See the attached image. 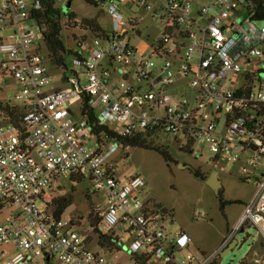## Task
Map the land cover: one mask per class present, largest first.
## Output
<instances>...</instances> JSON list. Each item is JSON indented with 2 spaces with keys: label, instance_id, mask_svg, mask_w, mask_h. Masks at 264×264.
<instances>
[{
  "label": "built area",
  "instance_id": "1",
  "mask_svg": "<svg viewBox=\"0 0 264 264\" xmlns=\"http://www.w3.org/2000/svg\"><path fill=\"white\" fill-rule=\"evenodd\" d=\"M100 4L113 29L76 47L72 69L68 65L65 73L66 88L48 92L51 61L31 17L38 5L0 0V246L17 251L11 257L0 251V264H120L112 257L119 260L123 252L134 264H217L220 252L194 254L189 235L165 228L173 212L142 199L147 182L141 176H118L109 160L120 141L97 144L83 116L84 102L99 125L122 137L170 147L173 142L166 137L171 136L193 155L207 147L216 168L234 165L257 188L236 232L254 226L264 244V4ZM141 12L160 23L161 30L144 35L148 27L143 29ZM8 81L14 82V100L20 105L10 100ZM17 107L24 132L8 115ZM90 140L96 141L95 148ZM197 144L203 147L196 152ZM72 178L90 181L94 193L104 195L105 207L93 210L109 244L100 246L89 218L84 225V219H55L47 205L51 200L43 201ZM39 200L47 202L43 208ZM82 226L87 228L81 232ZM121 233L128 235V245ZM95 242L98 251L90 249ZM251 264H264V254Z\"/></svg>",
  "mask_w": 264,
  "mask_h": 264
},
{
  "label": "rangeland",
  "instance_id": "2",
  "mask_svg": "<svg viewBox=\"0 0 264 264\" xmlns=\"http://www.w3.org/2000/svg\"><path fill=\"white\" fill-rule=\"evenodd\" d=\"M69 6V12L76 16L78 24L84 19H96L100 26L106 30L113 29L111 19L104 14L103 6H94L86 0H57L56 7L62 11ZM65 14V12L63 11ZM142 19L144 35L151 33V30L162 28L160 23H152L150 16L141 12L138 15ZM63 23L68 24L66 14L63 15ZM66 26L63 32V39L69 49H76L77 39L82 36L90 38L88 32H84L73 22ZM263 26V25H259ZM2 36V34H0ZM155 38L157 37L154 35ZM43 52L47 54L46 48ZM71 58H69V69H72ZM48 73L51 77L50 86L47 91L53 89L66 88L65 73L68 70L57 68L51 62L47 61ZM14 82H7L5 87L15 105L20 102L14 100L16 86L11 85ZM75 108L78 110L79 102H76ZM76 121H80L77 116ZM173 142V146L168 147V153L171 161L167 162L159 153L142 148L121 147L115 149L109 162L115 167V170L122 180L129 179L139 175L147 182V188L142 195L144 201H154L162 204L173 212V217L165 223V228L170 232L183 231L192 239L191 251L197 255H213L220 252L217 264H241L247 259L250 264L264 254V244L260 243L261 236L254 227H247L244 232H236L239 222L242 220L246 205L249 204L257 193L256 184L253 181H245L240 172L232 164H227L224 169L216 168L212 164V154L207 147L197 144L195 151L203 147L201 155L197 153L190 154L181 150V146L174 143V138L167 136ZM182 144H185L183 141ZM96 141L90 140L89 146L95 148ZM156 146H163V142H156ZM128 154V156H126ZM185 166H189L190 169ZM219 170V177L222 182L220 196H217L212 189L201 179L197 178L193 172L199 171L205 176H209ZM63 187L45 196L46 201L57 197L72 195L74 203L64 213V218L68 219L83 218L87 222L88 216L95 206L106 205L103 194L94 193L90 181L84 180L82 183L64 181ZM89 195V197L87 196ZM90 198V199H89ZM233 203V204H229ZM45 202L38 201L40 207H44ZM87 226H82L79 231L86 230ZM232 234L234 239L223 244ZM120 234L125 245L129 244L128 235ZM98 239V238H96ZM236 240L237 242H233ZM229 249L223 253L227 248ZM92 251H98L96 242L90 248ZM0 251L8 254V257L16 253V249L11 245L0 246ZM124 251H127L124 248ZM223 253V255H222ZM114 263L134 264L130 261L128 253L123 252L119 255V260L113 258Z\"/></svg>",
  "mask_w": 264,
  "mask_h": 264
},
{
  "label": "trees",
  "instance_id": "3",
  "mask_svg": "<svg viewBox=\"0 0 264 264\" xmlns=\"http://www.w3.org/2000/svg\"><path fill=\"white\" fill-rule=\"evenodd\" d=\"M258 1L259 6L264 4V0ZM34 2L38 5V8L33 10L31 15L32 20L36 22L38 28L41 31L42 42L47 50L48 58L57 68H63L67 70L69 58L73 55H77L74 49H69L67 47L63 39V32L66 30V26L70 25L69 23L73 22L81 30L88 32L91 37H98L105 33V30L100 26L96 19H84L80 24H78L76 21V16L73 13L66 14L68 24H64L62 20L63 15L65 14L61 9L56 7L57 0H34ZM86 2L96 7L101 6L100 0H86ZM87 39V36H82L81 38L77 39L76 47H81V44ZM13 110L14 111L12 113H8V115L12 120H14V124H16V126L20 128L22 132H24V123L20 120L22 110L20 107L14 108ZM82 112L83 116L88 119L91 134L94 136L99 146L106 145L111 140H118L120 141L121 148L123 150H126L127 148H142L146 150H152L163 156L167 162L171 161L167 146L158 147L154 142H148L146 138L142 137H122L107 127L99 125L95 111L89 107L87 102L82 103ZM126 156H128V154ZM193 172L197 178L201 179L205 183L209 178V176H205L199 171ZM71 182L74 184H80L84 182V179L72 178ZM87 196L89 197L88 194ZM43 201H46L45 198ZM74 201V197L72 195H68L54 198L47 205L52 210L54 218L59 219L64 215L66 210L73 205ZM88 218L94 235L100 241V246L103 247L104 244H109L111 238H108L100 232V219L94 215L93 208ZM82 219L83 218H77L76 220L81 221ZM111 247L114 248L115 246L111 245ZM241 264H250V262L245 259Z\"/></svg>",
  "mask_w": 264,
  "mask_h": 264
},
{
  "label": "water",
  "instance_id": "4",
  "mask_svg": "<svg viewBox=\"0 0 264 264\" xmlns=\"http://www.w3.org/2000/svg\"><path fill=\"white\" fill-rule=\"evenodd\" d=\"M63 11L65 12V14H67L69 12V6H66ZM185 167L188 168V169H190L189 166H185ZM206 185L209 186L212 189V191L217 196H220L221 189H222V182L220 180V177H219V173L218 172H213L210 175V177L206 181ZM233 242H237V241L234 240ZM228 249H229V247L223 253H225ZM223 253H222V255H223Z\"/></svg>",
  "mask_w": 264,
  "mask_h": 264
},
{
  "label": "crops",
  "instance_id": "5",
  "mask_svg": "<svg viewBox=\"0 0 264 264\" xmlns=\"http://www.w3.org/2000/svg\"><path fill=\"white\" fill-rule=\"evenodd\" d=\"M233 239H234V238H233ZM228 241H230L229 238L226 239L225 242H224L223 244L225 245ZM220 255H221V253H220Z\"/></svg>",
  "mask_w": 264,
  "mask_h": 264
}]
</instances>
